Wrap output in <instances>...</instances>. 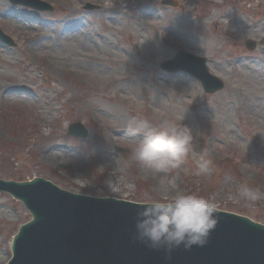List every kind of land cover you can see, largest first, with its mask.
<instances>
[{
	"label": "rangeland",
	"instance_id": "374dc122",
	"mask_svg": "<svg viewBox=\"0 0 264 264\" xmlns=\"http://www.w3.org/2000/svg\"><path fill=\"white\" fill-rule=\"evenodd\" d=\"M45 1L55 10L0 0V27L17 44L0 43V179L41 177L135 202L193 192L264 224V45H245L264 39V0H180L184 10L161 0ZM87 2L100 10L85 11ZM179 50L207 57L225 89L208 95L189 75L164 72ZM134 116L188 124L193 151L166 173L142 170L130 158ZM74 122L90 130L86 140L68 135ZM201 156L212 161L206 174L196 172ZM243 183L260 198L240 196ZM30 220L0 192V264Z\"/></svg>",
	"mask_w": 264,
	"mask_h": 264
},
{
	"label": "water",
	"instance_id": "95a60500",
	"mask_svg": "<svg viewBox=\"0 0 264 264\" xmlns=\"http://www.w3.org/2000/svg\"><path fill=\"white\" fill-rule=\"evenodd\" d=\"M10 1L53 10L40 0ZM162 4L183 8L175 0ZM0 40L14 45L1 29ZM205 63L203 58L180 51L162 68L193 75L208 93L223 89V82L208 73ZM69 134L86 138L89 131L75 123ZM0 189L22 198L35 215V221L17 236L10 264H264V226L243 216L219 210L218 225L204 247L180 248L168 257L133 238L139 204L72 194L42 179L31 183L0 180Z\"/></svg>",
	"mask_w": 264,
	"mask_h": 264
},
{
	"label": "clouds",
	"instance_id": "9594fccd",
	"mask_svg": "<svg viewBox=\"0 0 264 264\" xmlns=\"http://www.w3.org/2000/svg\"><path fill=\"white\" fill-rule=\"evenodd\" d=\"M127 134L139 136L130 158L139 167L153 174L166 173L178 167L193 151V129L186 123L162 120L155 126L148 120L134 116L129 119ZM212 161L201 156L196 162L197 174L210 171ZM239 194L254 202L260 198L258 189L247 183ZM219 206L211 198L193 192L173 191L168 197H157L139 204L134 220V239L166 256L180 248L186 251L204 247L219 219Z\"/></svg>",
	"mask_w": 264,
	"mask_h": 264
},
{
	"label": "bare ground",
	"instance_id": "6f19581e",
	"mask_svg": "<svg viewBox=\"0 0 264 264\" xmlns=\"http://www.w3.org/2000/svg\"><path fill=\"white\" fill-rule=\"evenodd\" d=\"M117 127H120V129H119V133H120V134H122V133H126L125 130L122 129L121 126H118V125H117V126H115L114 128H117ZM115 130H116V129H115ZM115 130H113V131H115ZM2 253H3V252H2ZM0 254H1V253H0Z\"/></svg>",
	"mask_w": 264,
	"mask_h": 264
}]
</instances>
